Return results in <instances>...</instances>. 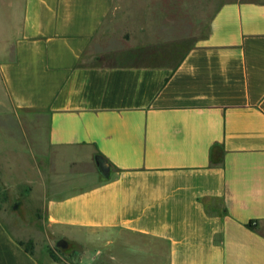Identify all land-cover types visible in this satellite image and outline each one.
I'll return each instance as SVG.
<instances>
[{
    "label": "crops",
    "instance_id": "obj_1",
    "mask_svg": "<svg viewBox=\"0 0 264 264\" xmlns=\"http://www.w3.org/2000/svg\"><path fill=\"white\" fill-rule=\"evenodd\" d=\"M129 3L0 0V116L108 166L47 177L46 231L73 250L26 251L0 218V264H264V0L222 2L173 65L84 60Z\"/></svg>",
    "mask_w": 264,
    "mask_h": 264
},
{
    "label": "rangeland",
    "instance_id": "obj_2",
    "mask_svg": "<svg viewBox=\"0 0 264 264\" xmlns=\"http://www.w3.org/2000/svg\"><path fill=\"white\" fill-rule=\"evenodd\" d=\"M224 1L228 0H132L134 4L119 6L108 16L83 59L173 65L202 36L209 17ZM108 51L117 55L104 54ZM6 108V116H0V124L5 119L7 126L6 138L0 132V218L24 244L31 239L45 247L51 241L48 250L58 258L76 245L73 239L57 245L61 239L46 231L43 197L49 187L47 177L87 172L86 180L78 184H88L94 177L91 172L100 175L108 166L103 161L98 165L94 161L68 163L64 154L69 149L47 146L41 127L32 126L24 113L11 111V105ZM68 181L56 177L50 182L62 185ZM87 248L89 254L95 245L89 242ZM73 253L67 256L71 261Z\"/></svg>",
    "mask_w": 264,
    "mask_h": 264
},
{
    "label": "trees",
    "instance_id": "obj_3",
    "mask_svg": "<svg viewBox=\"0 0 264 264\" xmlns=\"http://www.w3.org/2000/svg\"><path fill=\"white\" fill-rule=\"evenodd\" d=\"M19 244L23 245L25 250L26 251H29V252H32V248H33V241L31 239L28 240V243L27 244H24V242L22 241H18ZM50 255L53 257V258H56L55 254L53 251H49Z\"/></svg>",
    "mask_w": 264,
    "mask_h": 264
},
{
    "label": "water",
    "instance_id": "obj_4",
    "mask_svg": "<svg viewBox=\"0 0 264 264\" xmlns=\"http://www.w3.org/2000/svg\"><path fill=\"white\" fill-rule=\"evenodd\" d=\"M65 244H66V242L63 239H61L57 242V245H60V246H64Z\"/></svg>",
    "mask_w": 264,
    "mask_h": 264
}]
</instances>
